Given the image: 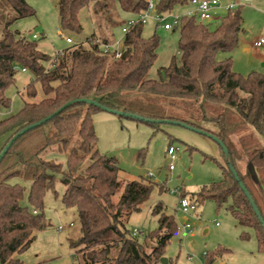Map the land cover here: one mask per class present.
<instances>
[{"label":"trees","instance_id":"trees-1","mask_svg":"<svg viewBox=\"0 0 264 264\" xmlns=\"http://www.w3.org/2000/svg\"><path fill=\"white\" fill-rule=\"evenodd\" d=\"M57 1L62 31L80 33L79 13L90 7L91 15L101 20H95L96 27L100 29L105 23L109 32L94 28L84 42H73L50 55L40 50L36 39L11 28L16 20L34 15L28 1L0 0V107L9 106L5 90L14 83L18 66L34 74L22 90V107L0 119V138L8 134L4 145L21 128L72 99H93L108 108L148 119L165 117L144 112L136 104L161 100L199 122L167 118L210 132L224 143L264 222V74L252 71L243 76L233 71L231 56L217 57L238 45L243 5L228 9L214 25L199 22L195 16L182 17L176 27L177 54L157 70L156 78H149L160 39L156 33L143 37L144 24L127 29L119 58H114L113 52L104 53L100 46L114 41L112 12L116 4L135 15L146 9L147 0ZM185 1L155 0L156 12L171 11ZM46 62L50 63L48 67ZM39 91L43 97L33 100ZM98 110L84 102L68 106L19 136L0 160L1 264H23L17 254L26 250L35 233L45 227L44 196L54 190L58 176L64 184L61 202L75 208L80 222L81 235L73 244L80 245L77 252L82 264H157L164 256L177 233V223L160 202L152 210L158 215V226L142 242L130 233L126 223L154 185L159 190L166 187L143 178L131 180L114 200L121 185L120 168L114 156L102 154L97 148L92 116ZM220 151L223 163L210 157L217 162L221 177L196 193L188 195L181 190L178 196H189L198 206L206 200H212L217 209L225 206L237 226L254 231L257 250L264 253V228ZM47 153L64 154L65 160L61 163L43 158ZM25 184L28 205L21 203ZM241 236L246 238L248 233ZM223 251L226 249L205 253L206 264H214Z\"/></svg>","mask_w":264,"mask_h":264},{"label":"rangeland","instance_id":"rangeland-1","mask_svg":"<svg viewBox=\"0 0 264 264\" xmlns=\"http://www.w3.org/2000/svg\"><path fill=\"white\" fill-rule=\"evenodd\" d=\"M27 1L34 8V15L16 20L11 28L18 30L29 39L33 33L38 34L39 38L36 39L38 47L47 54L53 55L55 51L73 42H84L93 33L94 28L97 32L99 30L109 32L105 23L100 29L96 27L95 20L98 18L91 15L90 7L82 9L79 13L82 31L77 34L60 29L57 0ZM226 2L227 0H221L223 4ZM191 7L189 0H186L176 5L171 12L183 13ZM248 9L246 6L242 7L244 30L240 33V44L230 54L233 56V71L243 76L252 71L264 74V44L259 47L253 45L257 37L264 35V15L255 14ZM225 12L224 8L216 9V19L209 24L218 23ZM112 13L115 21V26L112 27L114 40H123L121 26L134 15L121 10L117 4ZM168 20L171 21V17H168ZM98 21L101 22V20ZM153 33H156L160 40L157 58L147 74L149 78H156L157 70L167 66L170 57L177 54L179 36L178 28L165 30L162 26L157 27L152 18L143 25L142 36L147 38ZM66 37L72 38L73 42H66ZM227 56L229 53L224 52L217 55L218 59ZM49 65V62L45 63L46 67ZM21 68L18 66L14 83L5 90L10 103L8 107H0V119L16 113L23 105L22 90L34 74L29 70L22 71ZM42 97L43 94L39 91L33 100L36 101ZM157 101L142 102L141 100L136 106L144 112L165 117L151 119H169L167 118L169 116L189 118V114L176 109L171 104ZM92 118L98 150L102 154L114 156L120 168L121 185L114 200L118 199L127 181L143 178L146 181L163 183L166 187L165 190H159L158 186L154 185L149 197L140 205L138 211L130 215L126 223L130 233L136 231L135 237L142 242L145 235L158 226V215L152 213L157 203L160 202L163 205L165 213L174 216L177 233L165 249L163 257L166 258V263L159 261L157 264H206L205 253L218 248H224L226 251L221 253L214 264H264V253L257 250L254 231L237 226L234 217L225 206L217 209L212 200H206L199 205L197 215L183 214L178 207L179 194L171 193V190L177 189L179 192L184 190L188 195L193 194L204 185L217 181L221 177L216 161L223 163V159L219 145L213 139L179 124H148L104 110L96 111ZM7 137L8 134L0 138V150ZM261 142L264 143V140ZM169 145L179 147L175 153L172 171L168 170L170 158L166 154ZM42 157L61 163L65 160V155L61 153H47ZM240 168L243 169V166L240 165ZM148 172H152L153 176L149 177ZM25 185L26 190L21 203L28 205V186ZM63 191L64 184L58 176L54 190L47 191L44 196L45 227L35 233V238L26 250L17 254L23 264H82L77 252L80 245L73 244L81 235L80 222L75 208L65 207L62 204ZM186 222L191 224L188 229L183 228ZM59 225H62L63 229L59 230ZM242 232L248 233V237H242Z\"/></svg>","mask_w":264,"mask_h":264},{"label":"built area","instance_id":"built-area-1","mask_svg":"<svg viewBox=\"0 0 264 264\" xmlns=\"http://www.w3.org/2000/svg\"><path fill=\"white\" fill-rule=\"evenodd\" d=\"M248 0H229L228 3L223 4L221 0H189V4L192 6L190 9L185 10L183 13H172L171 11L165 13L156 12L155 8V0H147V7L141 13L135 14L134 17L129 18L122 26L121 32L123 36L125 35L127 29L136 24L142 23L145 24L149 19H154L156 22V26H162L165 30H174L180 22L182 17H191L195 16V18L202 23H211L215 18V10L219 8H224L226 11L230 8H234L239 4H243ZM168 17H171V21L168 20ZM33 39H38L39 35L36 33L32 34ZM66 42L72 43L73 40L70 37H66ZM98 42V40H96ZM254 46H262L264 44V37L256 40ZM100 46L104 53H114V58H119L122 51L123 40L113 41L112 43H100ZM18 68V67H17ZM22 71L26 70L25 68H21ZM179 150V147H174L173 145H169L166 150V154L169 156L170 161L168 163V170L172 171L174 169L173 160L175 159V153ZM147 175L149 177L153 176L152 172H148ZM171 193L175 194L179 191L177 189L171 190ZM178 207L179 210L183 214H194L197 215L198 212V204L197 202L189 196L179 197L178 199ZM35 212V211H34ZM72 225V223H70ZM191 227L189 222L183 224V228L188 229ZM58 229H63L62 225L58 226ZM133 235L136 234V231L132 232Z\"/></svg>","mask_w":264,"mask_h":264},{"label":"water","instance_id":"water-1","mask_svg":"<svg viewBox=\"0 0 264 264\" xmlns=\"http://www.w3.org/2000/svg\"><path fill=\"white\" fill-rule=\"evenodd\" d=\"M81 102H84V103H87V104H92L96 107H99L101 110H104V111H107V112H111V113H114V114H117L119 116H129V117H132V118H135V119H143L145 121H151V122H154L156 124H159V123H173V124H179V125H182L184 127H187L189 129H192L196 132H199V133H202L206 136H208L209 138L213 139L218 145L219 147L221 148V150L223 151L226 159H227V162H228V167L230 169V171L232 172L233 176L235 177V180L237 181L238 185L240 186V188L243 190V192L245 193L255 215L258 217L260 223L262 224L263 228H264V222H263V219L261 217V214L254 202V200L252 199L250 193L246 190V188L244 187L242 181L240 180L234 166L232 165V162L230 160V157H229V154H228V150L226 148V146L224 145V143L214 134L210 133V132H207L203 129H200V128H197V127H194L192 125H189L183 121H179V120H173V119H148V118H144L138 114H134V113H130V112H127V111H124V110H119V109H112V108H108L102 104H100L98 101H95L93 99H89V98H80V99H72L66 103H64L62 106H60L56 111H54L53 113L47 115L46 117L40 119L39 121L37 122H34V123H31L29 125H26L24 126L23 128H21L19 131H17L16 133H14L10 139L7 141V143L4 145V147L1 149L0 151V160L2 159V157L6 154V152L8 151L9 147L11 146V144L21 135L25 134L26 132H28L29 130L37 127V126H40L41 124L45 123L47 120H49L50 118H52L55 114L57 113H60L63 109L67 108L68 106L72 105V104H75V103H81ZM161 262L163 263H166V258L164 257H161L160 259Z\"/></svg>","mask_w":264,"mask_h":264},{"label":"crops","instance_id":"crops-1","mask_svg":"<svg viewBox=\"0 0 264 264\" xmlns=\"http://www.w3.org/2000/svg\"><path fill=\"white\" fill-rule=\"evenodd\" d=\"M186 2V1H185ZM229 1L227 0L226 3H228ZM243 8L246 6L248 7L249 9L248 10H251L253 11V13L255 14H261V15H264V0H248L246 2H243ZM244 30V28H243ZM264 37V35H261L259 37H257L254 42L260 38ZM253 42V43H254ZM238 44H240V34H239V39H238ZM254 45V44H253ZM236 49V48H235ZM234 49V50H235ZM246 49V48H245ZM233 50V51H234ZM233 51L229 52V56L233 57L232 55H230ZM199 208V206H198Z\"/></svg>","mask_w":264,"mask_h":264}]
</instances>
